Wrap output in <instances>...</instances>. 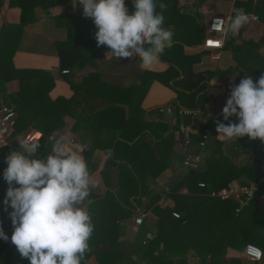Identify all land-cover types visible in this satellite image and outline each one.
Returning a JSON list of instances; mask_svg holds the SVG:
<instances>
[{"label":"trees","instance_id":"1","mask_svg":"<svg viewBox=\"0 0 264 264\" xmlns=\"http://www.w3.org/2000/svg\"><path fill=\"white\" fill-rule=\"evenodd\" d=\"M66 1L9 0L10 7L21 9L20 21L0 26V98L16 112L11 136H25L31 129L40 131V146L34 158L46 159L52 154V146L58 138L57 135L51 136L55 129L54 116L58 115V111L48 96L54 86V77L46 70L17 69L13 66L12 57L18 49L24 27L37 20L35 9L41 7L42 16L48 17L51 6ZM171 1L172 4H169ZM125 2L131 13L132 0ZM166 3L163 26L174 33V44L165 49L160 60L169 66L162 72L143 71L140 82L129 87L104 82L98 71H90L81 76L86 66H95L98 59L109 51L107 46H97V28L92 19L67 12L52 17L54 24L66 33L64 40L55 42L60 62L58 70H67L64 79L75 93L103 98L110 103L95 115L94 120L99 122L106 116L117 123V134L107 147L104 146V150L108 154L107 170L112 172V167H116L119 173V186L113 188L114 185L107 183L109 189L104 195L90 193L88 197L91 201L83 203L94 228L82 264L92 255L100 264H192L193 258L202 264H209L224 254L227 248L243 249L247 243H254L264 250V212L258 198L250 199L236 212L239 206L236 200H221L210 196L211 191L226 188L234 181L248 185L264 178V141L259 138L249 139L247 136L230 141L220 140L216 137L217 121H222V116H211L202 125L200 133L189 136L186 145V155L202 153L203 159L198 168L183 169L185 155L177 157L178 169H173L174 135L165 134L168 126L155 122L154 127H158L161 133H148L151 124L146 122L145 125V122L139 121L138 114L130 111L137 106L136 103L139 104L154 80L177 93V98L171 103L177 112L179 109L196 111L208 99L210 79L231 72L230 69L217 72L193 71L195 59L187 56L183 47L201 42L202 27L193 16L176 7V0H168ZM3 4L4 0H0V11ZM235 5L255 12L264 21V0L237 1ZM157 11H160L158 5ZM234 41L233 36L227 35L225 46H232ZM232 49L237 57L236 48ZM135 61L140 63L139 57L135 56ZM255 63L258 67L256 71L248 72L244 66L241 68L246 76H253L254 82L264 75V61L259 58ZM11 80L19 82V89L15 93L6 91L5 84ZM59 101L64 108L65 103H71L75 98H59ZM126 111H130L127 119ZM231 119L237 122L235 117ZM139 126L142 128L139 129ZM208 129L211 133L204 146L200 147L202 135ZM95 137L96 142L102 140L101 134ZM94 150L95 146L92 145L85 152V159L88 160ZM10 152L8 145L0 147V222L9 237L13 228L8 213L4 211L3 200L8 185L2 173L7 167L6 157ZM87 165L91 174L96 166L89 165L88 161ZM166 170H172V173L168 174L165 185L160 189L151 187L150 180L158 178ZM200 183L204 186H200ZM260 188L264 190V184L260 183ZM163 196L170 200L169 204H161ZM148 211L155 216L152 227L141 224L139 235L137 233L132 244L126 246L120 239L122 223L133 213ZM174 212L179 217H175ZM144 228L153 233L152 238L145 242ZM207 258H210L209 262ZM0 264L29 262L20 256L9 239L0 240Z\"/></svg>","mask_w":264,"mask_h":264},{"label":"crops","instance_id":"2","mask_svg":"<svg viewBox=\"0 0 264 264\" xmlns=\"http://www.w3.org/2000/svg\"><path fill=\"white\" fill-rule=\"evenodd\" d=\"M237 1L245 0H176V7L182 8L187 14L193 16L202 27L203 37L201 38V42L194 46L183 47V52L187 56L195 59L192 65L193 71L217 72L226 71L227 69L231 70L227 75L214 76L210 79L208 99L203 106L196 111L179 114L171 104L177 98V93L172 88L154 80L139 104L136 103L137 106H134V109H130V111L138 114L139 121L145 122V125L146 122L151 124V130L148 133L150 131L154 134L161 133L158 127H154L155 122L164 123L168 126L165 134L173 133L174 135L173 156L175 160L171 163L173 169H178L177 157L180 156L181 158L187 154L186 145L188 144L187 140L189 141V136L200 133L202 131V125L211 116L218 117L221 115L222 108L229 98L231 87L239 84L240 80L246 76L244 74L245 72H243L244 70H242L243 66L248 72H252L258 70L255 61L259 58L262 62L264 61V21L261 20H248V23L241 28L240 34L234 37L235 41L232 46L231 44L225 46L226 36L220 48L204 46L205 38L208 35H214L209 34L207 31V24L211 16L225 15L230 16L232 20L237 10L246 11L243 7H236L235 3ZM8 2L9 0H4V4L1 7L0 26L4 23H19L20 21L21 9L17 6L10 7ZM164 2L166 3L168 0H164ZM169 4H172V1ZM82 11V6L78 4L74 6L72 0H67L60 5L51 6L48 9V17L42 16L43 9L37 7L35 9L37 20L24 27L18 49L13 54L12 63L17 69L46 70L52 73L54 86L48 92V96L53 100L58 115L54 116L55 129L51 132V136L54 137L57 135L59 137V135H67L73 144L82 150L81 154L84 159L85 152L92 145L95 146V150L89 156V159H85V161H88L89 165L96 166L95 170L91 173V177L96 186L91 188L90 193L100 196L104 195L107 189H109L107 183L112 184V186L114 185L113 188L119 186V173L115 170L116 167H112V172H110V169L107 170L108 154L104 150V146L107 147L109 141L117 134V123H114V119L111 117L108 118L106 116L99 122L94 120L95 115L105 109L110 103L103 98L75 93L69 83L64 79L67 72L58 70L60 62L55 42L64 40L66 33L63 28L57 27L52 19V17L65 12L80 15ZM233 47L238 52L236 54L238 55L237 57L234 55ZM135 56L134 54L131 58L117 60L112 55V51L109 50L98 59L95 66H86L81 72V76L90 71H98L104 82L116 86L129 87L140 82L143 71L162 72L169 66L168 63L159 60L158 63L151 67L143 68L140 63L135 61ZM251 77L253 78V76ZM80 78L79 76L78 80ZM5 86L7 93H15L19 89V82L18 80H11ZM59 98H64L65 100L75 98V101L65 103L66 106L63 108V103L61 104ZM168 106L171 108L170 112L166 110ZM126 107L129 109L128 106ZM126 107L125 109H127ZM130 111H126L125 119L129 117ZM141 128L142 126H139V129ZM100 134L102 140L96 142L95 136ZM40 136L41 133L39 130L31 129L25 136H10L6 145L10 147L11 152L17 151L20 150V141L25 139L38 140ZM216 137L223 141H230L218 133ZM170 173H172V170H166L158 178L150 180L151 187H155L156 189L162 188L164 181H166ZM234 183L238 182L234 181L231 184ZM258 200L264 212V199ZM90 201L91 199L86 197L84 203L86 204ZM169 203L170 200L163 196L161 204L167 205ZM140 213L146 214L143 219L144 225L146 224L145 226L152 227L155 216L150 211L133 213L130 218L124 220L122 223L123 233L120 239L125 242L126 246L132 244L137 233L139 235L140 225H135L133 218ZM148 233L153 235L150 229H145V235ZM143 236L144 234H141V237ZM261 250L264 252L263 249ZM209 259L207 258V262H209ZM191 261H193L192 264H202L197 258H193ZM84 264L100 263L92 255ZM209 264H264V256L259 261H252L244 255L243 249L227 248L224 254L219 255L215 258L214 262Z\"/></svg>","mask_w":264,"mask_h":264},{"label":"clouds","instance_id":"3","mask_svg":"<svg viewBox=\"0 0 264 264\" xmlns=\"http://www.w3.org/2000/svg\"><path fill=\"white\" fill-rule=\"evenodd\" d=\"M72 3L92 19L97 46H107L117 60L135 54L141 67L149 68L174 44V33L163 26L164 0H132L131 13L125 0ZM247 23V14L237 10L224 35L238 36ZM221 116L228 123L217 121V132L226 140L247 136L264 141V75L255 82L245 76L232 86ZM39 146V140L25 139L20 150L6 157L2 177L8 188L3 204L13 231L9 237L0 222V240L10 239L29 264H82L94 228L83 203L95 182L82 150L67 135H59L46 159L34 158ZM250 253L256 260L264 256L260 249Z\"/></svg>","mask_w":264,"mask_h":264},{"label":"built area","instance_id":"4","mask_svg":"<svg viewBox=\"0 0 264 264\" xmlns=\"http://www.w3.org/2000/svg\"><path fill=\"white\" fill-rule=\"evenodd\" d=\"M241 12L247 14L248 20L250 21L260 20L258 15L254 12H247V11H241ZM230 21H231L230 16H225V15L224 16L222 15L211 16L207 24V31L209 34H214V35H208L205 38L204 46L209 47V48H220L223 45V41L225 37L224 29L228 27ZM214 25H217V26L214 27ZM263 26H264V23H263ZM63 72H67V70H64ZM166 110L170 112L171 111L170 106L166 107ZM189 112L190 111L183 110V109L178 110L179 114H187ZM15 119H16V112L14 108L4 104V102L0 98V147L6 145L8 138L14 132ZM210 133L211 131L209 129L203 133L202 140L199 143L200 147L204 146L205 141L207 140ZM187 143H188V140H187ZM202 159H203L202 153L188 154L183 159V167L185 170L196 169L202 162ZM260 183L264 184V178L261 179L259 182H253L248 185H244L240 183L230 184L226 188H222L217 191L215 190L211 191L210 196L219 198L221 200H226L229 198L236 200L239 204V206L236 208V212H238L239 209L243 207L244 205H246L250 199L254 197H257L258 199H264V190L260 188ZM199 185L204 186L203 183H200ZM173 215L175 217H179V214L176 212H174ZM145 216H146L145 213H140L136 215L133 218L134 224L141 225L143 223V219ZM152 236L153 235L150 233L146 234L144 242L147 239L152 238ZM252 248L260 249L258 246H256L253 243H247L245 247L243 248L244 255L252 261H259V260H256L255 256L250 253V249Z\"/></svg>","mask_w":264,"mask_h":264},{"label":"rangeland","instance_id":"5","mask_svg":"<svg viewBox=\"0 0 264 264\" xmlns=\"http://www.w3.org/2000/svg\"><path fill=\"white\" fill-rule=\"evenodd\" d=\"M178 166V165H177ZM165 182V181H164ZM165 184L163 183V186H164ZM148 228H150L149 226H147ZM145 229H147V228H144L143 230L145 231ZM141 233H142V231H141ZM141 235V234H140Z\"/></svg>","mask_w":264,"mask_h":264},{"label":"bare ground","instance_id":"6","mask_svg":"<svg viewBox=\"0 0 264 264\" xmlns=\"http://www.w3.org/2000/svg\"><path fill=\"white\" fill-rule=\"evenodd\" d=\"M32 135H34V134H32Z\"/></svg>","mask_w":264,"mask_h":264}]
</instances>
